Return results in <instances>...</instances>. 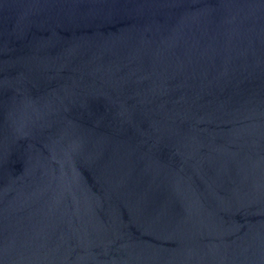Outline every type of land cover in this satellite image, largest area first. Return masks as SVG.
<instances>
[{
  "label": "water",
  "instance_id": "obj_1",
  "mask_svg": "<svg viewBox=\"0 0 264 264\" xmlns=\"http://www.w3.org/2000/svg\"><path fill=\"white\" fill-rule=\"evenodd\" d=\"M0 264H264V0H0Z\"/></svg>",
  "mask_w": 264,
  "mask_h": 264
}]
</instances>
